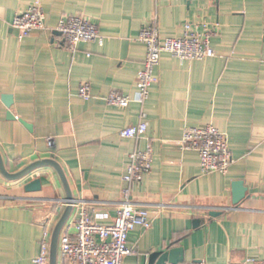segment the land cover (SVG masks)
<instances>
[{
  "label": "crops",
  "instance_id": "crops-1",
  "mask_svg": "<svg viewBox=\"0 0 264 264\" xmlns=\"http://www.w3.org/2000/svg\"><path fill=\"white\" fill-rule=\"evenodd\" d=\"M35 3L45 28L20 36L11 22ZM69 16L95 24L102 44L67 50L57 27ZM186 23L207 31L214 56L163 53L143 104L107 105L111 92L134 96L145 57L141 28L153 25L161 39H178ZM82 83L90 86L87 101L77 95ZM143 119L144 137L119 136ZM207 125L227 139L226 174H201L197 153L181 150L186 128ZM147 147L150 171L125 183L130 154ZM0 155L10 174L40 160L60 166L74 205L59 238L82 208L103 226L125 205L146 210L150 226L128 234L123 264H149L168 249L182 251L181 264L264 260V0H0ZM33 180L41 190L24 192ZM238 182L245 193L234 205ZM65 208L52 168L17 182L0 176V264H32Z\"/></svg>",
  "mask_w": 264,
  "mask_h": 264
},
{
  "label": "built area",
  "instance_id": "built-area-1",
  "mask_svg": "<svg viewBox=\"0 0 264 264\" xmlns=\"http://www.w3.org/2000/svg\"><path fill=\"white\" fill-rule=\"evenodd\" d=\"M11 28L20 36L44 30L45 17L40 5L32 4L22 14L15 16ZM57 31L64 38L65 48L71 52L78 43L101 45L103 42L97 26L79 16H69L61 20ZM209 40L210 36L205 29L200 31L188 23L184 24L183 35L178 39H161L155 26L144 25L138 41L145 47V57L136 76L134 96L111 92L104 99L106 104L119 108H126L131 103L143 104L149 96V87L156 82L154 71L159 65L161 54L167 53L180 60L208 59L214 56ZM77 95L82 100L91 99L89 84H80ZM142 117L144 118V114ZM146 131L147 125L143 119L138 124L121 130L119 136L137 140L144 137ZM46 143L48 148L53 145L50 138ZM181 150L197 153L203 175L226 174L232 164L226 137L211 125L186 128L181 138ZM129 158L131 164L123 177L127 184L140 181L150 171L151 149L147 147L144 151H134ZM127 193L128 190H125L124 195ZM136 226L149 228L146 210L125 205L118 210L112 225L103 226L95 223L87 210L82 208L71 227L59 238V264H123L124 258L130 254L127 247L128 234ZM32 264H49V241L46 233L40 242L39 254L32 260ZM239 264H264V260H249Z\"/></svg>",
  "mask_w": 264,
  "mask_h": 264
},
{
  "label": "water",
  "instance_id": "water-1",
  "mask_svg": "<svg viewBox=\"0 0 264 264\" xmlns=\"http://www.w3.org/2000/svg\"><path fill=\"white\" fill-rule=\"evenodd\" d=\"M5 106L7 108L10 107L11 104V98L8 96H5L2 98ZM8 118L13 119L10 114L7 115ZM43 167H49L52 168L55 173L57 174L59 181L61 183V186L65 193V203L66 208L61 215L60 219L56 223V225L53 228V231L51 233L50 238V245H49V264H57V245H58V238L60 235V232L67 222L73 208V198L68 186V183L66 181V178L60 168V166L54 162L53 160H40L37 162H34L30 165H28L26 168L21 170L18 173L10 174L7 172L4 162L2 160V157L0 155V176L7 182H17L20 181L27 176H29L32 172L43 168ZM234 193H233V204L236 205L240 202V200L243 198V195L245 193V188L242 186L241 183H235L233 185ZM24 192L26 193H35L39 192L41 190V183L40 180H33L29 183H27L24 187ZM212 217H217L219 214L215 212H211L209 214ZM196 224H200L199 222H196ZM183 263L182 259V251L180 249H168L163 250L159 252H155L150 256L149 264H181Z\"/></svg>",
  "mask_w": 264,
  "mask_h": 264
}]
</instances>
